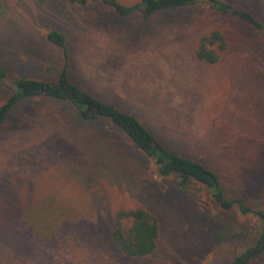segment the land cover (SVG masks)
Listing matches in <instances>:
<instances>
[{"label": "rangeland", "instance_id": "374dc122", "mask_svg": "<svg viewBox=\"0 0 264 264\" xmlns=\"http://www.w3.org/2000/svg\"><path fill=\"white\" fill-rule=\"evenodd\" d=\"M222 1L264 26V0ZM53 30L65 38L73 84L212 171L225 198L251 212L221 211L196 184L179 192L105 121L80 123L67 102L29 98L0 127V264H229L254 248L263 226L254 213L264 210L263 36L204 4L143 20L101 0H0V105L13 80L55 82L63 57L46 39ZM214 30L226 45L206 64L195 51ZM136 209L156 220L158 236L150 255L130 259L109 233L116 213ZM246 264H264V248Z\"/></svg>", "mask_w": 264, "mask_h": 264}, {"label": "trees", "instance_id": "16d2710c", "mask_svg": "<svg viewBox=\"0 0 264 264\" xmlns=\"http://www.w3.org/2000/svg\"><path fill=\"white\" fill-rule=\"evenodd\" d=\"M63 1L81 7L87 4V0ZM101 2L110 6L120 17L136 12L143 20L161 11L193 8L204 4L216 14L228 15L247 24L264 38V26L250 11L236 8L222 0H139L131 6H122L116 0H101ZM46 39L61 49L63 57V64L55 82L48 83L33 79L13 80L11 82L12 93L0 105V127L4 125L6 117L20 101L41 97L67 102L74 109L76 119L80 123L103 120L110 127L120 131L131 148L154 165L160 178L172 179L174 187L179 192H185L189 184H196L208 190L212 200L221 211L227 212L236 206L241 215L251 212L241 199L227 200L225 198L219 180L212 171L199 162L169 151L131 114L81 91L68 78L64 36L53 30L46 34ZM225 45L223 35L217 30L211 31L198 41L195 57L203 63L213 64L216 62L217 52L222 51ZM5 79V73L0 69V83H5ZM254 214L263 221L260 239L254 248L235 256L229 264H246L257 251L264 248V210L256 211ZM123 220L130 222L126 229L121 226ZM157 236L156 220L143 209L116 213L109 233L113 246L130 259L150 255L156 247ZM26 246L29 250L32 249L29 245Z\"/></svg>", "mask_w": 264, "mask_h": 264}, {"label": "crops", "instance_id": "0c3cea01", "mask_svg": "<svg viewBox=\"0 0 264 264\" xmlns=\"http://www.w3.org/2000/svg\"><path fill=\"white\" fill-rule=\"evenodd\" d=\"M107 6H108V5H107ZM109 7H110V6H109ZM110 8H111V7H110ZM113 12H114V11H113ZM114 13H115V12H114ZM115 14H116V13H115ZM116 15H117V14H116ZM154 15H155V14H154ZM117 16H118V15H117ZM151 17H152V16H151ZM151 17H150V18H151ZM148 19H149V18H148Z\"/></svg>", "mask_w": 264, "mask_h": 264}]
</instances>
